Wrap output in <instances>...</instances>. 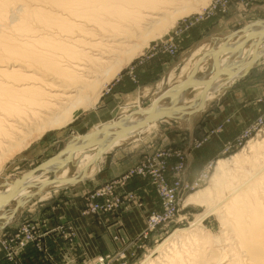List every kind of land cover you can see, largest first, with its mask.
I'll use <instances>...</instances> for the list:
<instances>
[{"label": "bare ground", "instance_id": "1", "mask_svg": "<svg viewBox=\"0 0 264 264\" xmlns=\"http://www.w3.org/2000/svg\"><path fill=\"white\" fill-rule=\"evenodd\" d=\"M194 3L193 0H0V162L43 132L69 122L76 109L92 107L104 84L138 54L149 38L173 24L176 16L197 9L203 2ZM244 30L234 41L223 40L217 46L203 43L195 48L190 57L199 49L204 54L190 64L185 77L191 69L205 63L206 57L213 63L210 74L199 80L189 77L175 82L166 90L167 102L160 95L148 108L134 109L86 135L73 136L55 157L40 163L42 173L52 172V180L37 179V174L29 173L5 185L0 191V219H6L17 209L3 210L12 200L19 204L34 192L64 186L79 175L91 177L98 169L101 151L124 143L138 132L149 131L159 118L182 119L202 108L259 56L264 23H250ZM191 91L196 96L189 100ZM250 141L247 148L252 153L253 171L250 169L251 173L241 179L237 178L238 173L235 178L239 182L229 184L227 178L231 175L227 174L233 173L225 168L229 160L218 158L212 187L185 199L187 204L205 205L192 228L179 235L191 245L186 243L189 245L179 251L162 252L159 264H264V154L258 157L259 152L255 153L264 147V139ZM242 151L231 155L230 163L239 166L245 162L249 156ZM224 174L227 180L221 181ZM20 183L21 190L7 199L14 185ZM219 188H225L226 194L216 199L214 193ZM212 213L221 224L220 239L214 240L201 225L202 218ZM216 240L221 249L208 245ZM151 260L142 264H153Z\"/></svg>", "mask_w": 264, "mask_h": 264}, {"label": "rangeland", "instance_id": "2", "mask_svg": "<svg viewBox=\"0 0 264 264\" xmlns=\"http://www.w3.org/2000/svg\"><path fill=\"white\" fill-rule=\"evenodd\" d=\"M197 0H193L196 3ZM212 0H202V4L198 5L197 9L193 11H189L186 14L178 15L175 17L173 24L166 27L164 30H160V34L152 37L151 39L146 41L145 45L140 48L138 54L136 53L134 57H132L126 64L122 65L119 69L118 73L114 75L111 79H109L104 86L102 87L97 101L94 103L92 107L88 108H78L72 113L71 120L64 124L59 128H54L51 130H47L39 135V137H35L28 144L21 147L19 150L11 153L6 160L0 162V191H2L9 182L15 179L21 178L27 171L39 165L40 163L48 160L49 158L55 157L62 149H64L65 144L76 135H86L87 133L95 130V127L104 124L108 121H112L114 119L119 118L123 114H127L134 109H145L148 108L151 103L157 99L167 88L172 87L182 79H184L190 64H195L204 53L202 50H198L201 52H195L190 57L191 52L197 48L201 44H211L210 46H217L223 40L226 41H234L237 36H241L244 32L247 25L250 23L257 24L258 22L264 23V9L263 8H253L254 0H232L230 3H227V8L223 12H216L209 16H206L203 19H197V15L206 10L210 3L212 4ZM194 3V4H195ZM201 6V7H199ZM255 27V26H254ZM193 28V42L192 45L189 42H185V32L186 30L189 32L190 29ZM243 30V31H241ZM163 31V32H162ZM240 31V33H239ZM184 35V36H183ZM231 35V36H230ZM261 35V34H260ZM259 35V36H260ZM234 36V37H233ZM184 37V38H183ZM259 38V37H258ZM263 41V42H262ZM170 42V43H169ZM167 43H169L167 45ZM163 44V46H162ZM203 44V45H204ZM261 50L259 56L255 59L253 65L245 69L240 76L237 77L230 84L222 87L218 90L215 95L206 101L202 108H198L193 114H186L182 119L169 117V118H159L156 120L157 122L147 130H143L134 134L132 137L124 140V143L120 142L118 145L113 146L107 150H103L100 153L98 158V169L96 172L91 175V177H84L83 179L75 182V183H67L66 185L59 186L55 189H48L41 193L34 192L31 197L29 196L25 200H21V203L14 204V201H10L8 204L4 205V211H8L12 208H16L11 216L6 217V219H0V252L3 255L4 259L8 263L11 264H25L26 261L22 260L19 256L22 253L27 254L28 250H26L27 246H32L34 249H30L32 256L28 257V263L26 264H73L75 262H82L88 259H94L98 255L110 254L114 260L115 264L126 263V264H142V262H146V260L153 261V264H159L161 262V258L163 257L162 252H168L169 250H180L182 248H186L189 242H184L185 240L179 236L188 229H191V224L194 221L195 217L205 211V205H200L199 203H185V199L190 195L194 194L197 191H200L204 188H211L212 183V175L214 174V168L211 170L209 181L202 182V185H199L198 189L192 191L185 199L184 206L179 209V219L177 221H171L166 226H159L154 228L151 232L150 236L147 239H140V242H136L135 248H132V240L137 239L141 236L143 229H145L146 224L149 223L148 220L150 216L161 210L162 203L160 196L158 194L157 189L153 184V178L145 172L146 174H140L134 172L131 174L129 179L125 181L123 184H115L112 186V191L106 194L107 201H115V199H119L121 204L118 206H114L113 209L109 211H100L97 210L93 212L91 209L90 199L93 197V189L104 186L105 184L118 179L121 175L124 174L126 170H128L131 166L135 165L143 161L145 164L149 161H152V157L156 152L163 150V152H167L166 150L179 148V151L182 153L184 158L182 159L181 170L177 171L175 169V164L180 161V158L172 155L167 156L163 155L159 158L156 163L157 166L162 161L164 165V169L161 171L164 181L167 185H172L175 182V178H179V186L177 187L178 192H182L185 188L184 183H191L192 180L198 175L200 169L204 167L208 162H216L218 158L228 159V163L225 168L229 169V171L233 170V173L227 174L231 177L222 176L224 179L221 181L227 180L229 184H236L239 182V179L245 178V175H249L252 169L250 164L254 163L251 160V151L248 150L247 145L248 142L260 141L264 139V126L259 131V126L250 132L251 138L248 137L241 141V143L236 142L235 140L245 128H247L253 121L259 119V117H264V38L260 42ZM167 47V49H165ZM170 47H172V51H170ZM181 48V49H180ZM163 53L167 59L172 60V65L170 68L161 76L157 77L156 81L147 84L145 86H140L138 89L133 91L129 96L124 95H113V89L116 88L113 85V82L116 78L123 72L128 71L131 78L128 79L134 83L135 77L132 71V65L137 61L139 57H142L144 54H154V53ZM194 56V58H193ZM192 59H190V58ZM189 60V61H188ZM195 62V63H193ZM211 58H207L205 63H203L198 69L190 71L187 75L188 78L191 77L194 80H199L203 76H208L211 72V67L213 68V63H211ZM188 64V65H187ZM186 65V66H185ZM212 65V66H211ZM185 66V67H184ZM192 67V66H190ZM186 68V69H182ZM190 69V68H189ZM183 70V71H182ZM184 72V73H183ZM185 74V75H184ZM128 75V74H126ZM184 75V76H183ZM169 77V79H168ZM171 77V78H170ZM179 78V79H178ZM187 78V79H188ZM127 79V78H126ZM129 80H125V90L129 86ZM174 82V83H173ZM176 82V83H175ZM245 85L251 86L258 94L256 100L260 103V108L258 112L255 114L253 118L248 120L247 124L242 126V128L229 140L225 141L219 152L214 156L204 160L199 168L197 169L194 175H190L186 173L188 170L187 167V153L189 151H185L184 145L188 144L186 149L188 150H197L202 148V146L208 140L209 133H203L198 131V136L194 137L190 142L186 138L185 133L188 131H195L194 127L198 120L201 118L202 113L208 106V104L212 103L224 90L232 88L233 86ZM186 86V85H184ZM121 86L117 87L118 91ZM124 90V89H123ZM114 96V97H113ZM196 94H193V91L188 92L189 100L195 97ZM167 102V99H164ZM124 109V110H123ZM122 111V112H121ZM126 112V113H125ZM189 116V117H188ZM187 118V119H186ZM222 129V124H217L210 130L211 132H217ZM257 131V132H256ZM165 132H171L170 135L174 133H181L185 138L179 139V142L175 146L172 144L159 146V137L163 138ZM141 133V134H139ZM163 134V135H161ZM181 134L174 137H181ZM256 134V135H255ZM161 136V137H160ZM249 139V140H248ZM228 147V150L225 148ZM123 149V154H127L125 156H133L139 155V158L136 162H134L131 166L125 169L119 175L105 181L97 186H94L82 193L81 196H77V199L81 198L83 201V205L81 207V211L79 214L81 215H105V214H118L122 210L130 209L131 207H141L138 198L134 194L133 191L130 190H122L123 186L132 178L140 177L142 179H146L148 183L151 185L154 193L158 199V206L151 207L147 210L145 215V221L142 229L133 235L128 234H114L112 235V239L117 242L116 249H113L104 253H95L92 255H69L68 257L59 258V254H57V249H45L43 244V235L44 230L39 225L38 219L39 215H46L49 211H52V207L57 203L61 202L60 199L64 195H70L72 192L80 190L82 183H85L89 179L96 178L99 169L103 166V159L105 157V153H114L116 150ZM263 151H262V150ZM257 150L253 155L261 157L264 154V147ZM243 150V151H242ZM243 152L244 154H248L249 158L245 160L241 165H233L231 162V155L237 152ZM261 151V152H260ZM103 152V153H102ZM250 153V154H249ZM105 154V155H104ZM262 154V155H261ZM260 155V156H259ZM254 157V156H253ZM256 157V158H258ZM130 158V157H129ZM255 158V160H256ZM264 158V157H263ZM259 159V158H258ZM250 160V161H249ZM258 161V160H256ZM264 161V159H263ZM249 162V163H248ZM233 166V167H232ZM238 166V167H237ZM251 166V167H250ZM229 167V168H228ZM244 167V168H243ZM173 168L176 170H173ZM232 168V169H231ZM254 168V167H253ZM72 169V168H70ZM69 169V170H70ZM243 169V173H242ZM251 169V170H250ZM42 170V169H41ZM41 170L35 171L32 175L37 174V179H41L46 177L48 180H52V172H43ZM165 170V171H164ZM235 170H238L235 172ZM72 172V170H70ZM241 171V172H239ZM247 171V172H246ZM39 173V174H38ZM42 173V174H41ZM240 175H239V174ZM72 174V173H71ZM69 173V175H71ZM245 174V175H244ZM240 177H239V176ZM189 176V177H187ZM234 176V177H232ZM238 176V177H237ZM82 177L81 175L78 178ZM226 177H228L226 179ZM239 178L236 180V178ZM232 180H231V179ZM235 178V179H234ZM236 180V181H235ZM238 181V182H237ZM183 188V189H182ZM222 188V187H221ZM222 190V191H221ZM218 191V192H217ZM215 194L216 196H222L226 194V189H218ZM225 191V192H224ZM66 192V194H64ZM223 192V193H222ZM213 197V196H212ZM214 198V197H213ZM221 198V197H219ZM217 199V197H216ZM99 201H103L104 199H98ZM23 201V204H22ZM64 201V200H63ZM13 202V203H12ZM16 202V201H15ZM12 204V205H11ZM34 227L35 234L32 242L27 243L25 246L17 247L15 244L12 246L7 243V238L11 235H21L25 232H22L20 229L22 225L27 224ZM201 225L206 229L211 235V237L215 240L216 237L218 239L221 238V224L219 222V218L216 214H208L201 220ZM52 230L57 231L62 239H66L68 242H72L73 237L75 236V229L73 222L71 220H64L60 223H56ZM153 234V235H152ZM115 236L123 237L127 241H123L121 239L117 240ZM180 239L178 240L177 238ZM169 237V239H168ZM142 238V237H141ZM36 240V241H35ZM35 241V242H34ZM174 241V242H173ZM217 241V240H216ZM214 243V241L208 243L211 245L212 249H221V244ZM12 243L15 241H11ZM129 245H125L126 243ZM220 242V241H219ZM39 244V246L37 245ZM185 243V244H184ZM186 243H189L186 245ZM125 245L123 248H120L121 245ZM172 244V245H170ZM214 244V245H213ZM178 245V246H177ZM185 247H184V246ZM172 246V247H171ZM168 247V248H167ZM182 247V248H181ZM167 248V249H166ZM121 252V253H120ZM120 257L119 258V254ZM122 254V256H121ZM20 257V258H19ZM155 260V261H154ZM158 262V263H157ZM163 262V261H162Z\"/></svg>", "mask_w": 264, "mask_h": 264}, {"label": "crops", "instance_id": "3", "mask_svg": "<svg viewBox=\"0 0 264 264\" xmlns=\"http://www.w3.org/2000/svg\"><path fill=\"white\" fill-rule=\"evenodd\" d=\"M253 8L264 9V0H254ZM192 33L193 28L189 32L186 30L185 36L183 35L185 42H189L190 45H192L193 34H195ZM172 63L174 62L163 56V53L144 54L132 65L135 77L134 83L129 80L131 76L128 71H123L113 82V85L116 86L112 91L114 92L113 95L131 96L130 94L138 89V87L156 81L157 77L163 75ZM125 80L130 81L127 90H125ZM118 86H121L119 89H122L121 91L117 90ZM257 96V92L251 86L235 85L232 88L224 90L212 103L208 104L201 118L195 124L194 130L195 128L196 130L193 132L188 131L184 135L188 139V142H190V140L198 136L197 130L202 132V134L209 133L208 140L200 149L191 151L186 149L188 144L184 145L185 151H189L187 153L188 170H186L189 176L196 173L204 160L214 157L219 152L222 144L231 139L242 126L247 124L248 120L255 116L260 108V103L256 100ZM220 123L222 124V129L210 133V130ZM170 134L171 132H165L164 135L161 134L163 138L160 139L158 137L157 140L159 139L160 141L157 144L159 146L169 144L180 146L177 145L179 139L185 137L181 133V137H176L180 135L179 133L173 132L176 135L175 137L173 134ZM105 154L103 166L99 169L96 178L92 177L85 183H82L80 190L61 197V202L53 206L52 211H49L46 215H39V225L45 231L43 235L44 247L45 249H57V254H59V258L61 257V259L62 256L68 257V254L72 255V253L81 256L104 253L116 249L117 242L112 239V235H133L137 233L144 225L147 210L158 206L157 196L148 181L140 177H134L123 186L122 190L133 191L141 207H131L130 209L120 211L118 214H105L101 216L79 214L83 200L81 198L77 199L78 195L81 196L84 191L119 175L139 158L138 154L125 156L127 154H123V149ZM64 220H71L73 222L75 236L72 242L62 239L57 231L52 230L56 223ZM30 249L34 248L27 246L26 250H28V253L19 255L26 263H28V257L32 256ZM7 262L0 252V264H7Z\"/></svg>", "mask_w": 264, "mask_h": 264}, {"label": "built area", "instance_id": "4", "mask_svg": "<svg viewBox=\"0 0 264 264\" xmlns=\"http://www.w3.org/2000/svg\"><path fill=\"white\" fill-rule=\"evenodd\" d=\"M212 1L213 3L212 4L210 3L209 7L206 10H204L202 13H199L197 15V19H203L206 16H209L216 12H223L227 8V3H230L232 0H212ZM169 43H167V45ZM165 49H167V47ZM170 51H172V47H170ZM260 124H262V126H259L257 131L262 129V127L264 126V117H259V119H256L255 121H253L247 128H245L240 134H238V137L235 140V143L236 142L241 143V141L243 139L245 141V138L247 137L250 139L251 138V136H249L250 132L254 130L255 128H257L258 125ZM226 149L228 150V147L225 148V151ZM166 151L167 152H163V150H161L159 152H156L155 155L152 157L153 159L152 161H149L148 163L146 162V164L143 161L136 163L135 165L131 166L128 170H126L124 174L121 175L118 179L111 181L105 184L104 186L93 189V193H92L93 197L90 199L91 209L93 210V212L97 210L109 211L113 209L114 206H118L121 204V201L118 198L115 199V201H107L106 194L112 191V186L118 183L123 184L125 181L129 179L131 174L134 172L144 175L146 174L145 172L147 171L150 177L153 178V184L155 188L157 189L158 194L160 196L162 208L161 210L153 213L150 216L148 220L149 223L146 224V227L145 229H143L141 236L137 239L132 240L131 249L135 248L134 244L136 242H140V239H143V241L144 239H147L150 236L151 232L154 230V228L159 227V226H166L171 221H177L180 217L178 214V211L179 209H181V207L184 206V199L192 191H194L195 189H198L199 185H202V182H206L207 180L209 181L210 173L212 172L211 170H213V167L215 165V162L214 163L208 162L207 164H205L204 167L199 170L198 175L192 180L191 183H188V184L184 183L186 189L182 188L183 191L180 193L177 190V187L180 184L179 178L178 177L175 178L174 184L170 186L167 185L161 173V171L164 169V165L162 161H160V163L157 166L156 161L159 158H161L163 155H167V156L174 155L176 157L178 156L180 158V161L177 162L174 166L177 171L178 170L180 171L181 165H182V159L184 158V156L179 151V148L170 149ZM175 169L173 168V170ZM101 198H103L104 200L99 201L98 199H101ZM28 224L29 223L24 224L20 228L22 229L21 230L22 232H25V235L24 234H21V235L13 234L7 238L8 239L7 243L9 242V239H10V242L8 243L9 245L12 246L13 244H15L17 247L19 246L21 247V246L27 245V243L29 242H32L34 239L35 230L33 226L28 225ZM115 237L117 240L121 239L122 242L127 241L123 237H118V236H115ZM11 241H15V242L12 243ZM26 241L28 242L25 243ZM37 245L39 246L38 243ZM125 245H129V243L127 242ZM125 245L122 244L120 248H123ZM120 253L118 254L119 258H121ZM73 264H115V263L110 254H105V255H98L94 259L92 258V259L84 260L82 262H75ZM120 264H123V263H120Z\"/></svg>", "mask_w": 264, "mask_h": 264}, {"label": "water", "instance_id": "5", "mask_svg": "<svg viewBox=\"0 0 264 264\" xmlns=\"http://www.w3.org/2000/svg\"><path fill=\"white\" fill-rule=\"evenodd\" d=\"M189 74H190V73H189ZM188 76H189V75H187L182 81L186 80V78H188ZM169 88H170V87H169ZM167 89H168V88H167ZM167 89H166V90H167ZM166 95H167V91H164V92L162 93V95H161L160 98L164 99V98L166 97ZM40 168H41V164H39V165L35 166L34 168L30 169V170L27 171L25 174L33 173V172H35V171L40 170ZM81 179H83V177H80V178H78V179H72V180L70 181V183H75V182H77V181H79V180H81ZM21 188H22L21 183H20V184H16V185H14V187L12 188V190L10 191V193H8V195H7L8 197H7V199H8V198H12L14 195H16L17 192H19V190H21Z\"/></svg>", "mask_w": 264, "mask_h": 264}]
</instances>
